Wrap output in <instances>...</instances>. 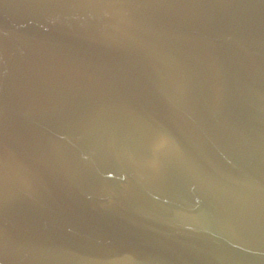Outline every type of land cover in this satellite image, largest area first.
Masks as SVG:
<instances>
[{"label":"water","instance_id":"1","mask_svg":"<svg viewBox=\"0 0 264 264\" xmlns=\"http://www.w3.org/2000/svg\"><path fill=\"white\" fill-rule=\"evenodd\" d=\"M0 264H264V0H0Z\"/></svg>","mask_w":264,"mask_h":264}]
</instances>
